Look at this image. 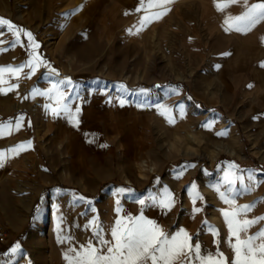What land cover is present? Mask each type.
<instances>
[{"label":"rangeland","instance_id":"rangeland-1","mask_svg":"<svg viewBox=\"0 0 264 264\" xmlns=\"http://www.w3.org/2000/svg\"><path fill=\"white\" fill-rule=\"evenodd\" d=\"M1 3L0 17L30 30L40 43L38 52L61 78L70 77L85 90L96 88L91 82L100 80L103 90L83 92L78 128L46 113L44 98L22 99L32 87L49 86L43 78V68L24 83L16 97L6 99L8 94H0V123L20 114L25 116L21 131L0 137V151L29 139L33 142L31 149L12 156L0 169V223L8 231V243L0 248V259L10 260V255L3 253L20 243L28 252L25 257H16L12 264H26L28 259L32 264H66L63 252L67 246L56 242L49 191L57 186L91 199V207L96 209L81 216L87 206H72L70 196L60 199L62 228L74 236L75 244L85 243L91 236L83 225L92 216L103 223L105 237L110 238V227L116 219L114 186L132 188L137 195L145 196L149 190L160 194L167 186L175 199L171 211L165 214L159 208H147L144 214L167 233L182 227L194 238L210 233L203 223L207 220L220 232V250L231 252L219 211L227 206L208 182L218 178L217 165L226 167L223 161L257 170L258 180L264 177V22L246 34L226 33L225 13L217 11L215 0H174L162 19L148 24L139 35H130L127 30L134 28L143 15L135 11L139 0H0ZM226 11L237 15L242 8L234 5ZM2 39L0 48L8 50L0 52V66H17L28 58L21 45L10 46V33ZM21 40L26 43L23 35ZM225 52L230 55H222ZM120 83L130 89L149 88L153 99L163 96L156 85L176 87L177 94L164 97L163 102L172 107L185 103V118L169 126L155 109L139 108L135 103L121 106L118 97L124 95L134 101L135 94L118 93L113 86ZM249 84L253 87L249 88ZM109 96L114 98L111 103ZM4 99L6 105L1 103ZM15 102L22 107L12 110ZM209 119L214 120L212 131L201 129L200 124ZM225 129L228 136L214 135ZM179 130L195 132L204 140L199 155L168 156L165 141ZM127 133L129 143H120ZM213 144L226 145L228 151L211 161L207 149ZM145 156L158 162V167L140 179L133 162ZM193 162L197 164L195 169H187L179 177L174 174L178 167ZM202 169L209 170L212 177H205ZM193 182L204 198L196 201L195 206L202 211L195 216L187 191ZM121 203L125 212L139 214L138 204L123 198ZM237 203L255 204L249 217L264 215V183L239 196ZM183 204L187 210L182 209ZM37 207L43 209L39 214ZM14 217L19 222L12 223ZM260 227L264 222L250 231Z\"/></svg>","mask_w":264,"mask_h":264},{"label":"snow or ice","instance_id":"snow-or-ice-1","mask_svg":"<svg viewBox=\"0 0 264 264\" xmlns=\"http://www.w3.org/2000/svg\"><path fill=\"white\" fill-rule=\"evenodd\" d=\"M174 0H139V5L135 11L143 12L138 24L127 31L130 35H139L142 30L151 22L162 19L169 11L168 6ZM234 5L242 8L237 15H232L226 10ZM215 8L220 13H225L223 19V30L235 33H249L258 24L264 22V0L250 2V0H215ZM74 14V13H72ZM128 13H125L127 15ZM69 15V14H65ZM10 33L13 39L11 47L21 45L27 51L28 58L17 66L11 64L0 66V94L7 95L15 92L19 87L18 83H10L12 79L19 80L23 73L26 79H31L41 68L45 69L43 78L48 81L47 88L32 87L28 94L23 95V100L37 97L44 98L47 102L43 104V109L49 113L53 119L63 118L73 127L78 128L80 125V113L82 111L81 101H84V91L91 92L103 90V82L93 80L91 83L96 88L82 89L79 83H75L70 77L61 78L58 70L51 63L43 58L38 52L40 43L36 40L30 30L15 24L13 21L0 17V43L5 34ZM26 37V43L22 42L21 36ZM7 48H0V52L7 51ZM222 55L228 56L229 52ZM219 69L220 65H215ZM264 67V63L261 64ZM25 69L27 72L25 73ZM118 93H134L135 100L129 101L124 95L118 97L121 106L126 103H135L139 108H152L163 117L169 126H175L178 119L183 120L186 115V105L181 102L174 107L163 102L164 97L177 94L176 87L168 85H156L163 92L159 99H153L152 91L149 88L139 87L130 89L123 83L113 86ZM253 87L252 84L248 85ZM107 95V92H105ZM114 98L109 96L111 103ZM190 100L191 97H188ZM197 107H199L197 105ZM25 116L18 115L14 120H7L0 123V137L11 135L13 132H19L24 127ZM214 124L213 119L200 124L201 129L212 131ZM29 128L32 126L28 121ZM228 129L216 131V137L228 136ZM93 143V140H89ZM32 140H26L21 143L0 151V169H3L12 156H18L20 153L31 149ZM100 147H107L101 144ZM225 168L221 169L217 165L218 178L215 182L209 180L208 187L212 188L219 196V199L227 207L219 209L223 217L224 224L227 228V245L231 249L232 256L228 257L220 250V232L207 220L203 223L211 233L217 248L214 252L202 249L199 237L194 241L193 235L189 234L184 228H179L174 233L165 232L155 220L149 219L145 214L147 208H159L166 214L171 211L175 204L172 192L165 186L162 193L157 194L151 190L145 196L143 193L137 195L135 190L127 187L113 188L112 195L115 199L116 219L110 227V238L105 237V226L96 216H92L87 223L83 225L85 230L91 231V236L85 243L75 244L74 236L66 234L62 228L64 223V214L61 211L59 202L64 196H70V203L74 207L80 205L87 206V212H82L81 216H87L89 212L94 213L96 209L91 207L93 201L76 191L62 189L57 186L50 189L53 197L52 210L55 213L56 242L60 245H66L63 252V259L66 264H264V227H260L255 232L250 230L254 226L264 222V215L249 217L255 204H238L237 198L252 191L253 186L264 183V177L258 180L257 170L241 168L235 162L223 161ZM197 164L186 163L174 170V174L179 177L187 169H195ZM47 171V169H45ZM205 177H212V173L207 169H202ZM160 178H156L159 183ZM239 185V187L237 186ZM188 195L192 198V214H198L202 211L196 207V201L204 198L197 191V184L191 183L188 187ZM125 202L131 201L140 206L139 214L132 215L125 212L121 199ZM42 199H44L42 197ZM39 214L43 211L41 207L35 209ZM123 213V215H121ZM79 227V225H77ZM4 256L11 257L10 260L0 259V264H12L16 257H25V253L20 243L12 246ZM26 264H32L28 259Z\"/></svg>","mask_w":264,"mask_h":264},{"label":"clouds","instance_id":"clouds-1","mask_svg":"<svg viewBox=\"0 0 264 264\" xmlns=\"http://www.w3.org/2000/svg\"><path fill=\"white\" fill-rule=\"evenodd\" d=\"M204 146V140L192 131L179 130L165 141L164 147L169 157H179L181 155H199L200 149ZM227 151V146L223 144H213L207 149L209 159L216 158L220 153ZM139 176H146L154 172L158 167V162L150 156L133 162Z\"/></svg>","mask_w":264,"mask_h":264},{"label":"crops","instance_id":"crops-1","mask_svg":"<svg viewBox=\"0 0 264 264\" xmlns=\"http://www.w3.org/2000/svg\"><path fill=\"white\" fill-rule=\"evenodd\" d=\"M2 4L3 3H1L0 4V11H3V6H2ZM28 80H30V79H26L24 76H21V78L17 81V80H15V79H12V80H10L9 82L10 83H18L19 84V87L17 88V90L15 91V92H10V93H8V98H6V99H11V98H13V97H16L22 90H23V88H24V86H25V82H27ZM7 100H2L1 101V103L2 104H4V105H6L7 104V102H6ZM22 107V105H20L19 103H13V105H12V110H17V109H20ZM129 141H130V139L128 138V133L127 134H124L123 136H122V138H121V140H120V143H129ZM204 181V180H203ZM203 186H205L204 184H202ZM182 209L183 210H187V206H186V204H183V207H182ZM26 210L28 211L29 210V207H27L26 208ZM11 222L12 223H17V222H19V219H18V217H14V218H12L11 219ZM11 223V224H12ZM45 228V227H44ZM197 237H199V242L202 244V249H206V250H208V251H212V252H214L215 250H216V248H217V245L213 242L214 241V239L215 238H213L212 237V235H211V233H204V234H198L197 236H196V238ZM196 238H194V241L196 240ZM12 247V245L11 246H9L8 247V251H9V249ZM24 247V248H23ZM219 247H220V245H219ZM22 248V250L24 251V253L25 254H27V252H28V249H27V247H25V246H22L21 247ZM224 253H225V255L226 256H228V257H231L232 256V254H231V252H230V250L228 251V250H224Z\"/></svg>","mask_w":264,"mask_h":264},{"label":"built area","instance_id":"built-area-1","mask_svg":"<svg viewBox=\"0 0 264 264\" xmlns=\"http://www.w3.org/2000/svg\"><path fill=\"white\" fill-rule=\"evenodd\" d=\"M8 243V231L6 227L0 223V248Z\"/></svg>","mask_w":264,"mask_h":264},{"label":"bare ground","instance_id":"bare-ground-1","mask_svg":"<svg viewBox=\"0 0 264 264\" xmlns=\"http://www.w3.org/2000/svg\"><path fill=\"white\" fill-rule=\"evenodd\" d=\"M227 151H228V148H227ZM230 152V151H229ZM230 153H232V152H230ZM216 158H214V159H210L211 161H214ZM138 178H140V179H142V176H138ZM137 178V179H138ZM130 180H128V182H129ZM130 183V182H129Z\"/></svg>","mask_w":264,"mask_h":264}]
</instances>
